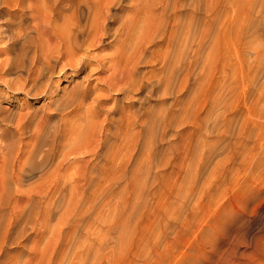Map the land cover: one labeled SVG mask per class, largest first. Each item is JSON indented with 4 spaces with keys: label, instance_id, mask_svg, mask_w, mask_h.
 <instances>
[{
    "label": "rangeland",
    "instance_id": "374dc122",
    "mask_svg": "<svg viewBox=\"0 0 264 264\" xmlns=\"http://www.w3.org/2000/svg\"><path fill=\"white\" fill-rule=\"evenodd\" d=\"M208 16V39L192 44L191 74L175 45L177 92L163 105L158 97L143 105L146 115L171 106L168 129L145 127V119L133 140L110 139L124 151L107 164L125 167L98 168L81 190V217L64 228L65 264H264V0H212ZM166 45L167 33L149 44L138 66L144 79L159 74ZM103 94L98 123L128 111L123 96ZM19 99L23 112L43 101ZM52 245L46 253L55 258ZM11 248L12 257L26 259L21 245Z\"/></svg>",
    "mask_w": 264,
    "mask_h": 264
},
{
    "label": "bare ground",
    "instance_id": "6f19581e",
    "mask_svg": "<svg viewBox=\"0 0 264 264\" xmlns=\"http://www.w3.org/2000/svg\"><path fill=\"white\" fill-rule=\"evenodd\" d=\"M211 1L0 0V264H65L64 228L81 211V190L123 150L110 139L133 140L145 119V127L168 129L171 106L146 115L143 105L152 97L163 105L164 96L177 92L175 45L183 47L191 74L192 44L208 39ZM166 33L162 68L144 79L138 66ZM101 48L112 52L93 53ZM102 72H108L102 83L91 85ZM105 92L127 99L128 111L113 108L109 114L117 110L118 117L98 123ZM19 98L43 101L23 112ZM109 162L108 169L125 167ZM52 244L55 258L46 253ZM19 245L26 259L9 253Z\"/></svg>",
    "mask_w": 264,
    "mask_h": 264
}]
</instances>
